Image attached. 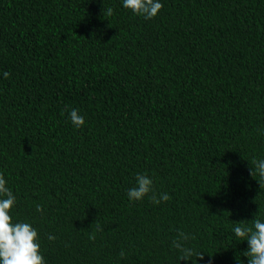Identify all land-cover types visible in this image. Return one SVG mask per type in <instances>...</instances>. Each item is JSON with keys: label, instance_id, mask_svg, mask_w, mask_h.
Returning a JSON list of instances; mask_svg holds the SVG:
<instances>
[{"label": "trees", "instance_id": "trees-1", "mask_svg": "<svg viewBox=\"0 0 264 264\" xmlns=\"http://www.w3.org/2000/svg\"><path fill=\"white\" fill-rule=\"evenodd\" d=\"M161 3L0 0V174L46 264H247L231 228L264 218V0ZM137 173L170 199L130 202Z\"/></svg>", "mask_w": 264, "mask_h": 264}, {"label": "clouds", "instance_id": "clouds-1", "mask_svg": "<svg viewBox=\"0 0 264 264\" xmlns=\"http://www.w3.org/2000/svg\"><path fill=\"white\" fill-rule=\"evenodd\" d=\"M121 5L133 15L142 16L144 19L155 18L163 7L161 0H121ZM112 12L111 8L107 9L108 15H112ZM8 76L9 73H3L4 78ZM68 115L75 128L84 126L85 119L77 109H70ZM250 174L258 176L259 185L264 183V158L254 161ZM152 186L153 181L150 176L137 173L135 186L127 190L129 201H140L149 193L152 202L156 204H159L160 200L170 199L166 193L160 194L157 198ZM15 204L16 196L8 187L3 174H0V264H46L40 251L38 230L28 221H13L12 210ZM231 233L234 238L247 242L248 248L242 254L247 257V264H264V218H259L255 214L251 227L236 223L231 228ZM55 239L54 235H48L49 241ZM189 239L194 237L181 232L173 241V247L181 260H191L194 255L202 256V253H197L194 247L186 243ZM120 255L123 256L124 252L121 251Z\"/></svg>", "mask_w": 264, "mask_h": 264}]
</instances>
